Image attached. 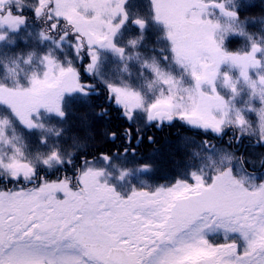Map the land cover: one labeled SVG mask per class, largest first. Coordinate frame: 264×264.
<instances>
[{"label": "snow or ice", "instance_id": "6c2138e0", "mask_svg": "<svg viewBox=\"0 0 264 264\" xmlns=\"http://www.w3.org/2000/svg\"><path fill=\"white\" fill-rule=\"evenodd\" d=\"M7 2L0 0V25L18 28L25 17L9 9L5 13ZM125 3L38 0L35 12L48 19L49 31L42 35L47 38L51 31H62L64 36L74 37L77 55L83 58L87 53L91 57L87 68L92 71L98 61L96 45L125 54V49L113 43V36L128 19ZM153 4L156 19L168 27L175 61L191 74L195 85L182 87L171 74L149 65L167 89L152 102L146 103L142 94L131 88L109 86L128 119L143 109L149 121L179 117L216 133L225 125L250 124L239 110L232 114L229 102L217 93L215 81L220 66L230 62L240 68V76L264 102V88L257 87V82L264 85V75L258 81L249 75L250 68L261 66L256 54L264 49L253 42L251 51L241 55L221 47L213 38L216 26L204 18L209 7L205 0H153ZM213 5L224 9L215 0ZM81 6L94 9V17L80 15ZM121 14L123 19L114 24ZM135 23L144 27L143 20ZM43 62L47 70L42 77L33 73L30 87L0 84V104L28 128L43 127L33 119L41 108L63 117L64 94L77 90L86 93L91 87L71 65L63 67L51 56L44 57ZM224 80L237 93L239 81H233L229 74H224ZM204 84L212 86L211 92L203 90ZM258 115L264 137V108L258 109ZM3 135L0 131V142ZM13 148L20 151L15 145ZM51 158H58V153L52 152ZM0 166L12 180L25 182L0 188V264H264V184H244L230 167L214 173L210 180L193 173L195 183L178 181L170 187L121 195L101 182L102 170L91 167L81 171L75 185L65 177L29 186L35 170L23 160L15 156L7 162L0 159ZM58 193L63 198H58ZM213 226L240 233L246 246L210 242L203 233Z\"/></svg>", "mask_w": 264, "mask_h": 264}, {"label": "trees", "instance_id": "16d2710c", "mask_svg": "<svg viewBox=\"0 0 264 264\" xmlns=\"http://www.w3.org/2000/svg\"><path fill=\"white\" fill-rule=\"evenodd\" d=\"M12 2L16 3L11 6L15 15L25 17V22L11 34L0 25V35L4 36L0 40V84L29 87L31 75L41 70L43 58L51 53L63 67L71 65L76 68L80 79L91 85L86 93L76 91L66 95L62 103L63 117H45L41 121L43 127L34 130L27 129L9 108L0 105V118L11 120L6 135L18 138L13 143L21 147L26 158L34 159L37 154L47 156L53 151L66 158L63 164L51 167L38 164L30 186L65 177L74 185L81 171L96 167L113 176L117 192L127 195L133 190L170 187L178 181L194 183L193 173L210 180L215 173L210 165L217 161L232 171L242 169L257 184L264 183V141L259 138L258 115L264 102L258 94L242 89L237 99L229 101L232 114L240 109L256 130L251 135L242 134L234 124L225 125L222 133L192 127L182 119L160 124L149 121L143 109L136 110L129 120L110 98V85L124 86L141 93L148 103L152 102L159 91L149 88L154 74L146 67V62L156 60L166 70L176 72L170 39L155 19L151 0H129L125 4L128 24L113 38L117 47L125 49V54L121 56L98 48V61L92 74L86 72L91 57L87 53L83 58L77 55L74 37L59 35V31L58 34L49 32L47 38L42 35L46 28L36 16L38 0ZM225 7L238 13L237 22L242 31L226 38L223 48L244 54L251 51L255 42L264 49V0H232ZM137 19L144 21L143 28L135 24ZM134 40L139 44L138 50L131 43ZM29 57L30 62L25 63ZM258 59L261 60L258 73L264 75V50ZM17 64L22 67V72L13 78L9 69ZM182 77L186 84L191 81L188 76ZM13 153L12 144H0V159L6 160ZM121 174L125 175L124 178ZM24 183L23 180H12L7 173L0 171V188ZM213 239L222 238L215 236Z\"/></svg>", "mask_w": 264, "mask_h": 264}, {"label": "rangeland", "instance_id": "374dc122", "mask_svg": "<svg viewBox=\"0 0 264 264\" xmlns=\"http://www.w3.org/2000/svg\"><path fill=\"white\" fill-rule=\"evenodd\" d=\"M129 0H126V3L128 2ZM152 1V4H153V0H151ZM125 3V4H126ZM15 2H12V3H9V6H8V9L9 10H11L12 11V13L15 15V11H14V9L11 7V6H15ZM124 8H125V5H124ZM213 9V8H212ZM212 9H211V12L213 13L212 15H210L209 16V18L210 19H215V18H219L220 20H221V22H223V20H224V22L225 21H229L230 22V18H228V17H226V16H224L220 11H219V9H217V11H218V13H214V11H212ZM214 10V9H213ZM216 10V9H215ZM78 13L80 14V15H86L87 16V18H89V19H91V18H93L94 17V15H95V10L94 9H91V8H84L83 6H81L79 9H78ZM36 16H37V14H36ZM129 18V17H128ZM37 19H38V21L39 22H41L42 23V25H43V27L44 28H46L48 25L46 24V17H44V16H38L37 17ZM123 19V15L121 14V15H118L116 18H115V20L113 21V23L114 24H119L120 23V21ZM155 19H156V15H155ZM157 20V19H156ZM158 21V23H160L163 27H164V29H165V33H166V37H167V39L169 38L168 37V27H167V25L163 22V21H160V20H157ZM127 24H128V19H127V21H125L122 25H121V27L119 28V30H122L124 27H126L127 26ZM136 24V23H135ZM136 25H138V24H136ZM5 29H6V31L7 32H9V31H11L10 33H8V34H11V33H13V32H17L18 30H19V28H20V26L21 25H19L18 26V28H15V29H13V28H11L10 26H8V25H2ZM119 30L117 31V33L119 32ZM60 32V34L59 35H63V32L62 31H59ZM54 33L55 34H58L57 33V31H54ZM236 33L237 32H234V33H230V34H228V36L226 37V38H228V37H230V36H232V35H236ZM116 35V34H115ZM115 35L113 36V38L115 37ZM225 38V39H226ZM170 39V38H169ZM168 39V40H169ZM135 41V40H134ZM169 42H170V44H171V51H170V53H172V62H173V65H174V67H175V69H176V72L175 73H172V72H170V71H168V70H166L165 68V71H167L168 73H170L173 77H175L176 79H178V80H180L181 82H182V84L185 86V87H193L194 85H195V81H194V79L192 78V76H191V74L183 67V66H181L180 64H178L176 61H175V58H174V53H173V51H172V48H173V44H172V41L171 40H169ZM113 43L115 44V42L113 41ZM138 43L136 42V44L135 45H133V47H134V49L135 50H138ZM136 47V48H135ZM98 48H100V50H109V51H114V52H116L114 49H112V48H107V47H99L98 45H96L95 46V51L98 49ZM260 54H261V51L260 52H258L256 55H257V58L260 56ZM47 56H51V57H53L54 59H55V57L53 56V54H51V53H49ZM56 60V59H55ZM90 60H91V58H90ZM57 62H58V60H56ZM60 61V60H59ZM151 62V61H150ZM59 64H60V62H58ZM159 64H160V62H159ZM61 65V64H60ZM62 66V65H61ZM161 66V65H160ZM162 67V66H161ZM163 68V67H162ZM149 69V68H148ZM259 69H260V66L259 67H257V68H250L249 69V75H250V77L253 79V80H256V81H258L259 80V77H257L258 75H261L260 73H258L259 72ZM47 70V66H46V63L44 62L43 63V67H41V70L39 71V72H37L36 74L38 75V76H40V77H42L43 76V74H44V72ZM149 71H151L152 72V70L151 69H149ZM86 72L88 73V74H92L93 72H91V71H89V70H86ZM179 74H178V73ZM255 72L257 73L256 75L257 76H255V77H253L254 76V74H255ZM153 73V72H152ZM154 74V73H153ZM224 74H229L234 80H238L239 82H238V84H237V93H233V91L231 90V88L230 87H227V86H225V83H224ZM182 76H188V77H190V82L189 83H184V77H182ZM155 79V74H154V76H153V80ZM22 87H24V88H27V86H22ZM29 87H30V85H29ZM124 87V86H123ZM123 87H121V88H123ZM163 86H161V85H153L152 87H151V89L150 90H156V91H159V92H157L156 93V98L158 97V95H159V93H160V91H161V88H162ZM245 87H247V88H245ZM202 88H203V90H205V91H207V92H211V90H212V86L211 85H207V84H204V85H202ZM215 88H216V91H217V93L219 94V95H221V96H223L224 97V99L226 100V101H230L231 99L232 100H234V99H237L238 97H239V94H240V90H242V89H245V90H249L250 92H252L253 93V89L249 86V84L240 76V68L239 67H237V66H234V65H232L230 62H226V63H224V64H222L221 66H220V75L218 76V78H217V80L215 81ZM77 91H79V90H77ZM165 91H166V89H165ZM76 92V91H75ZM74 92H72V94H73ZM69 93H65L64 94V97H63V100H62V103H63V101H64V99H65V97H66V95H68ZM238 94V95H237ZM109 95H110V98L112 99V101L114 102V104H116L117 106H119V107H121V109L124 111V114H125V109L121 106V105H119V104H117L116 103V101H115V99H114V96H113V94L111 93V90L109 91ZM237 95V96H236ZM156 98H154L153 100H155ZM229 104H231V102L229 103ZM0 105H2V104H0ZM2 106H5V105H2ZM231 106V105H230ZM6 108H8L7 106H5ZM138 110V109H137ZM239 112H240V109H239ZM51 115H57V116H60V115H58L57 113H55V112H48L46 109H44V108H41L40 110H39V113H38V115L37 114H34L33 115V119L38 123V124H41V121H42V119L43 118H45V117H48V116H51ZM125 116H127L126 114H125ZM174 119H180L179 117H176V118H174ZM173 119V120H174ZM19 120V119H18ZM20 121V120H19ZM154 122H157V123H169V122H171V121H168V120H163V121H158V120H153ZM185 121V120H184ZM20 123L22 124V125H24L21 121H20ZM185 123H187L188 125H190V126H194V127H198V128H203V127H201V126H197V125H193V124H191V123H189V122H187V121H185ZM27 129H29V130H34V129H36V128H39V127H33V128H28L26 125H24ZM204 129V128H203ZM211 130V129H210ZM223 132V131H222ZM221 132V133H222ZM1 143H3V142H0V144ZM4 160V159H3ZM92 168H94V169H97V170H101V169H98V168H96V167H92ZM103 171V175L100 177V180H101V182H105V183H107L109 186H111V187H113L115 190H116V182H115V179L114 178H112L113 176H110L109 175V173L107 172V171H105V170H102ZM233 174H234V176L236 177V178H238V179H240V178H242V179H244L245 180V182H246V184H255L256 186H259L260 184H257L256 182V180L255 179H251V177H249V175L247 174V173H244V172H242V169H240V168H238V170H235V171H233ZM124 174H121V178H124ZM118 180V179H117ZM77 181V180H76ZM75 181V182H76ZM256 181V182H255ZM194 183H195V181H194ZM30 184H31V181H29L28 182V185L30 186ZM264 184V183H263ZM74 185H75V183H74ZM117 191V190H116ZM58 195V198H63V194L62 193H58L57 194ZM204 236H205V238H207L210 242H212V243H216V242H213V241H211L210 239L211 238H215V236L216 237H221L222 239L221 240H223L224 242H231V241H234L235 240V236L236 235H238L239 236V238H241L243 241H244V243H242V245H240V244H238L241 248H243L244 246H246V241L243 239V237H242V235L240 234V233H235V232H230V231H227L226 229H224V228H222V227H218V226H213V227H211V228H207V229H205L204 230ZM218 240V239H217ZM219 243H222V241H220L219 240Z\"/></svg>", "mask_w": 264, "mask_h": 264}, {"label": "clouds", "instance_id": "9594fccd", "mask_svg": "<svg viewBox=\"0 0 264 264\" xmlns=\"http://www.w3.org/2000/svg\"><path fill=\"white\" fill-rule=\"evenodd\" d=\"M11 2V0H8V2L4 5V10H5V13L8 9V6H9V3ZM205 2L209 5V7L206 9L205 13H204V18L205 19H210L209 16L212 15L213 13L211 12V9L212 8H215V9H219V11L226 17L230 18V22L229 21H225V22H221V20L217 17L215 19H210L213 23L214 26H216L214 28V33H213V38L215 39V41L220 44L221 47H223V44H224V41H225V38L228 36V34L230 33H234V32H239V31H242V28H241V25L240 23L237 22V18L238 16H228L227 15V12H233V13H237L235 10H230L228 8L225 7L226 4L232 2V0H215V4H223L224 5V9H221L219 7H215L213 5V0H205ZM198 10V9H197ZM46 17V16H44ZM46 24L48 25V19L46 18ZM46 31H49L48 29V26L46 27ZM63 38V37H61ZM241 55H243L242 52H239ZM30 57L28 60L24 61L25 63H29L30 62ZM149 65H155L157 68H159L160 72L161 73H164V74H170L168 73L167 71H165L164 68H162L159 64L158 61L156 60H152L151 62H146V67H148L149 69L152 70L151 67H149ZM9 71L12 73L13 75V78H15L16 74L18 72H22V67L17 64L15 66H13L12 68L9 69ZM153 72V70H152ZM155 74V79L152 81V83L149 85V88L151 89V87L153 85H161L163 86L161 88V91L159 93V95L165 91L166 89V86L162 83L161 80L158 79L157 75L155 72H153ZM180 81V80H179ZM233 81H236L233 79ZM182 87H185L182 82L180 81ZM224 83H225V80H224ZM19 86V85H17ZM226 86V84H225ZM228 87V86H227ZM257 87L258 88H264V85H260L259 82H257ZM185 88H190V87H185ZM167 90V89H166ZM158 95V96H159ZM259 95V94H258ZM143 96V95H142ZM144 97V96H143ZM260 98V96H259ZM145 99V102L147 103V100L146 98L144 97ZM261 100V99H260ZM261 108H264V107H261ZM235 115V114H233ZM11 125V120L8 118V117H3V118H0V131L3 132V138H2V141L4 144H9L8 142L10 141L12 145H15L13 143V140L14 139H18V138H9L7 135H6V129L9 128ZM241 129V132L242 134H248V135H251L253 134L256 130L251 126V124H246L245 126H237ZM259 138L261 141H264V137H262V134L259 130ZM16 146V145H15ZM17 147V146H16ZM20 149L19 152H14L12 155H10L8 157V159L4 160V161H10L11 158L13 156L16 157V159H19V160H23L25 162V164L31 166L32 169H34L36 171V167L38 164H43L44 166H48V167H51L53 166L54 164H63L65 162V157H63L58 151H55L58 153V158H51V154H48L47 156H44V155H41V154H37V156L34 158V159H28L25 157V154L24 152L22 151L21 147H18ZM54 152V151H53ZM45 161H48V163H45ZM69 163L71 162L70 159L68 161ZM210 168L214 169V172L215 173H219L221 172L223 169L225 168H228V167H223L222 165L219 164V162L217 161V163L215 164H211L210 165ZM0 171L2 172H5L8 174V172L6 171V169L3 167V166H0ZM207 174V173H205ZM236 178V177H235ZM237 180L241 181L242 183L246 184L245 180L240 178H236Z\"/></svg>", "mask_w": 264, "mask_h": 264}, {"label": "flooded vegetation", "instance_id": "af4514ba", "mask_svg": "<svg viewBox=\"0 0 264 264\" xmlns=\"http://www.w3.org/2000/svg\"><path fill=\"white\" fill-rule=\"evenodd\" d=\"M99 46V45H98ZM100 47V46H99ZM211 241H213V242H216V244H219V240H217V239H213V238H211L210 239ZM221 241V240H220ZM231 242H236L237 244H240V245H242V243H244V241L241 239V238H239V236L238 235H236L235 236V240L234 241H231ZM222 243H225L224 241H222Z\"/></svg>", "mask_w": 264, "mask_h": 264}]
</instances>
